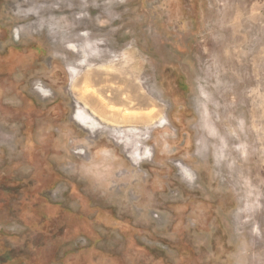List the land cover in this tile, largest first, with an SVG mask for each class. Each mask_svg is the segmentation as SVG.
I'll list each match as a JSON object with an SVG mask.
<instances>
[{
	"label": "rangeland",
	"instance_id": "374dc122",
	"mask_svg": "<svg viewBox=\"0 0 264 264\" xmlns=\"http://www.w3.org/2000/svg\"><path fill=\"white\" fill-rule=\"evenodd\" d=\"M0 264H264V0H0Z\"/></svg>",
	"mask_w": 264,
	"mask_h": 264
},
{
	"label": "bare ground",
	"instance_id": "6f19581e",
	"mask_svg": "<svg viewBox=\"0 0 264 264\" xmlns=\"http://www.w3.org/2000/svg\"><path fill=\"white\" fill-rule=\"evenodd\" d=\"M102 69H103V68H102ZM106 69H108V70H109V67H108V68L106 67ZM94 105H95V103H94ZM106 107L108 108V106H106ZM96 108H97V107H96ZM96 108H95V109H96ZM108 109H110V108H108ZM108 109H107V110H108ZM111 111H112V110H111Z\"/></svg>",
	"mask_w": 264,
	"mask_h": 264
}]
</instances>
